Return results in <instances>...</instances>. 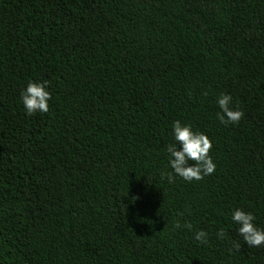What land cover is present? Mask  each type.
Wrapping results in <instances>:
<instances>
[{
  "label": "trees",
  "instance_id": "obj_1",
  "mask_svg": "<svg viewBox=\"0 0 264 264\" xmlns=\"http://www.w3.org/2000/svg\"><path fill=\"white\" fill-rule=\"evenodd\" d=\"M176 120L212 141L203 180L161 179ZM236 208L264 228V0H0V264H264Z\"/></svg>",
  "mask_w": 264,
  "mask_h": 264
},
{
  "label": "clouds",
  "instance_id": "obj_2",
  "mask_svg": "<svg viewBox=\"0 0 264 264\" xmlns=\"http://www.w3.org/2000/svg\"><path fill=\"white\" fill-rule=\"evenodd\" d=\"M48 84V81H29L22 91L21 99L27 115L32 116L37 112L47 113L49 111L48 101L51 99V94L47 90ZM204 95L206 96L207 92ZM217 103L220 108L217 119L221 123L236 124L243 118V110L238 104L233 106L231 95L222 93ZM172 127L175 142L166 146V152L169 154L168 166L171 171H161V179H167V182L171 184L175 182L176 176L191 182L203 180L205 176L213 174L216 165L210 156L212 150L210 138L203 132L193 131L191 124H182L179 120L174 121ZM133 199H139V197H133ZM179 215L183 216L184 213H179ZM255 220L253 213L246 212L242 208H236L232 213V221L239 225L237 232L249 247L264 246V228L257 227ZM182 226L189 231L193 229L191 222L186 221L183 225L178 220L174 222V229ZM216 235L219 239H225L228 234L221 228ZM208 237V232L204 230L196 231L194 234V239L201 245L209 243ZM233 246L235 250H240L239 243ZM229 251L231 252L232 249L230 248Z\"/></svg>",
  "mask_w": 264,
  "mask_h": 264
}]
</instances>
